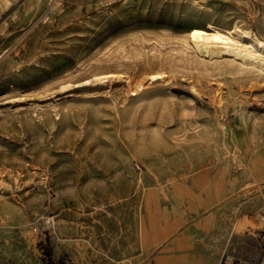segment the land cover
Segmentation results:
<instances>
[{
  "label": "rangeland",
  "instance_id": "obj_1",
  "mask_svg": "<svg viewBox=\"0 0 264 264\" xmlns=\"http://www.w3.org/2000/svg\"><path fill=\"white\" fill-rule=\"evenodd\" d=\"M208 23L264 38V0H0V264H226L255 244L223 235L264 203L241 191L264 72L184 68ZM108 72L173 78L63 90Z\"/></svg>",
  "mask_w": 264,
  "mask_h": 264
},
{
  "label": "bare ground",
  "instance_id": "obj_2",
  "mask_svg": "<svg viewBox=\"0 0 264 264\" xmlns=\"http://www.w3.org/2000/svg\"><path fill=\"white\" fill-rule=\"evenodd\" d=\"M246 37H250V39H251L250 43L244 42V39ZM184 45H185V47L189 48L192 52V55L190 57H187V59L186 58L179 59V62L182 63L184 68L189 67V68L195 70V69L202 67L206 70H208L210 68H212L214 70H221L222 67H225V68L234 69V70L239 71V72H248L250 70L249 68L253 67L254 69H256L259 72H264V38L259 37L252 30L245 29L242 26H240L239 24H235L232 27H221V26H218L214 23H208L205 27H193V28L189 29L188 32L185 34ZM184 52L185 51H183V53ZM211 73H212V71H211ZM153 74L154 73H152L150 76H145L143 74L139 78H132L131 76L127 75L126 73L108 72V73H103L100 75H94L93 80H87L85 83L82 82V84H77V85L68 84V85L63 87L64 88L63 90L73 89V88H76V86L83 87V86H86L88 84H93L94 81L101 84V86L102 85L106 86L107 84H113L115 82H119L120 84L127 85V87H129L131 90H133L137 94L140 93L142 95V94H147L149 92L154 93V92H157L159 90L164 89L165 83H168L172 77V76H164V78H159L158 82H154L155 79L152 76ZM187 85H188V83H187ZM94 86H95V84H94ZM108 86L109 85H107V87ZM109 89H111V88H109ZM219 89L222 90L221 88H219ZM108 95L112 96L111 93H109ZM141 95H139V96H141ZM110 96H108V97H110ZM218 102L220 103V101H218ZM182 111H184V110H182ZM187 111H189V110H187ZM182 113L180 111L181 115H182ZM195 116H197V115H195ZM171 118H172V116H171ZM195 118H194V120H195ZM209 127L211 128V126H209ZM223 127H221V128H223ZM257 132H259V131H257ZM206 133L207 132H205V134ZM211 135H213V132ZM253 135L251 136V140H252L253 145H252L251 150H250L249 155H248L249 163H248V168H247L250 180L244 182L241 186V191H244L245 194L249 193L255 187L258 189H262V187L264 185V144L261 143L259 140H256V137ZM209 136H210V133H209ZM215 138H217V137H215ZM201 140H203V139H201ZM120 141L123 142L124 146H126L128 151H130L129 146H127V144L122 140V138ZM220 142H221V140H220ZM214 144H217V141H216V143L214 142ZM219 145H221V144H219ZM225 145L229 149V145H228L227 140H225ZM129 153L134 160H137V158H136L135 154H133V152L130 151ZM218 163H220V162L218 161ZM244 164H245V162H244ZM227 204H226V206H227ZM224 206H225V204H224ZM140 223H141V226H140L141 239L144 242V238H145V235L147 233V230L145 228L143 220ZM230 228H231V230L227 231L223 235V237L224 236L225 237L231 236L232 234L245 235L246 233H249V235H251V236L257 237L258 231H260V230L264 231V203L257 206L252 213H249L247 215L244 214L243 217L237 218L234 222L231 223V225L228 229H230ZM172 243L173 242H170V244H172ZM212 247L214 248V253H218V251L221 250V247L219 244H216L215 246H212ZM160 251H162V250H160ZM164 255H165V253H164ZM159 258H161V257H159ZM206 259H207V261H212L211 257H207ZM127 261L130 262V264H134L133 260L131 258L125 260L123 262V264H126ZM154 261H155V259H154ZM157 264H162V263L160 262ZM176 264H191V260L188 259L187 257H183ZM215 264H220V259L217 260V262H215Z\"/></svg>",
  "mask_w": 264,
  "mask_h": 264
},
{
  "label": "built area",
  "instance_id": "obj_3",
  "mask_svg": "<svg viewBox=\"0 0 264 264\" xmlns=\"http://www.w3.org/2000/svg\"><path fill=\"white\" fill-rule=\"evenodd\" d=\"M245 254L230 256L226 264H264V231L255 237V244L247 245Z\"/></svg>",
  "mask_w": 264,
  "mask_h": 264
}]
</instances>
